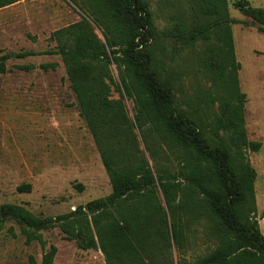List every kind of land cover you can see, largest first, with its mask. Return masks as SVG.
Wrapping results in <instances>:
<instances>
[{
	"label": "trees",
	"instance_id": "1",
	"mask_svg": "<svg viewBox=\"0 0 264 264\" xmlns=\"http://www.w3.org/2000/svg\"><path fill=\"white\" fill-rule=\"evenodd\" d=\"M20 1L0 0V9ZM73 1L79 20L53 31L48 41L54 49L41 54L60 56L73 105L95 143L111 192L53 217L0 203V230L13 221L26 244L43 246L40 231L58 227L67 239L77 238L80 249H99L104 264H264L256 173L247 157L261 143L247 138L246 95L232 33L233 24L251 21L264 33V8L233 0V8L248 18L237 22L229 16L228 0H185L186 7L161 32L178 47L200 48L195 74L205 83L185 94L171 63L166 67L155 58L157 27L147 0ZM34 55L39 54L15 57ZM11 56L0 55V75L8 72ZM124 98L134 104L132 118ZM136 131L146 148L148 141L162 144L171 163L153 173ZM29 188L20 185L16 191ZM55 254L51 245L41 264H52ZM29 264H36L32 257Z\"/></svg>",
	"mask_w": 264,
	"mask_h": 264
},
{
	"label": "rangeland",
	"instance_id": "2",
	"mask_svg": "<svg viewBox=\"0 0 264 264\" xmlns=\"http://www.w3.org/2000/svg\"><path fill=\"white\" fill-rule=\"evenodd\" d=\"M147 1L157 27L155 58L166 67L171 63L181 77V91L190 94L197 82L205 83L201 75L195 74L200 48L178 47L161 33L186 7L185 0ZM232 1L228 0L229 16L237 22L248 21L233 8ZM248 1L264 8V0ZM80 14L73 0H23L0 9V55L14 54L6 61L8 72L0 75V203L23 205L36 216L62 215L111 192L95 143L73 105L60 56L41 54L54 49L49 35L78 21ZM232 33L235 57L240 63L239 86L246 95L247 138L261 143L257 152L247 151V157L256 173V219L264 236V33L256 25L243 23L233 24ZM24 51L39 55L15 57ZM50 63L55 64L54 69L40 67ZM26 64L34 68H16ZM112 71L117 80L115 69ZM111 95L118 98L115 91ZM123 101L132 118V100ZM136 134L153 173L157 167L171 163L173 156L167 155L162 144L148 141L146 148L140 133ZM27 184L29 191H16L17 186ZM40 234L43 246L36 241L26 244L20 226L6 221L0 230V264H29L30 257L41 264L51 245L56 247L52 264H104L99 249H80L78 239H67L58 227Z\"/></svg>",
	"mask_w": 264,
	"mask_h": 264
},
{
	"label": "water",
	"instance_id": "3",
	"mask_svg": "<svg viewBox=\"0 0 264 264\" xmlns=\"http://www.w3.org/2000/svg\"><path fill=\"white\" fill-rule=\"evenodd\" d=\"M250 24L253 26L256 25L255 22H253V21H251ZM12 55H14V54H12Z\"/></svg>",
	"mask_w": 264,
	"mask_h": 264
},
{
	"label": "crops",
	"instance_id": "4",
	"mask_svg": "<svg viewBox=\"0 0 264 264\" xmlns=\"http://www.w3.org/2000/svg\"><path fill=\"white\" fill-rule=\"evenodd\" d=\"M23 1V0H22ZM11 6V5H10ZM4 8H6V7H4Z\"/></svg>",
	"mask_w": 264,
	"mask_h": 264
}]
</instances>
